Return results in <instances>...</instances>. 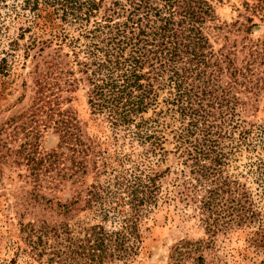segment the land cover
I'll return each instance as SVG.
<instances>
[{
	"label": "trees",
	"instance_id": "obj_1",
	"mask_svg": "<svg viewBox=\"0 0 264 264\" xmlns=\"http://www.w3.org/2000/svg\"><path fill=\"white\" fill-rule=\"evenodd\" d=\"M21 1L34 14L29 30L38 34L26 45L27 56L37 49L33 58H41L35 105L60 108L63 92L86 82L92 112L146 146L155 160L146 170L116 174L113 182L88 186L63 203L51 201V220L22 228L35 256H48L49 264H132L141 249V223L162 198L194 208L212 235L257 222L248 194L226 172L233 141L243 145L250 133L238 111L245 104L240 95L264 86V40L227 39L215 50L205 33L215 16L213 0ZM243 6L264 17V0H243ZM53 124L71 151L66 177L82 186L89 165L98 175L108 173L106 162L93 160L104 153L83 141L70 113ZM169 129L182 170L164 195L171 170L157 169ZM58 156L48 154L52 164ZM252 244L264 253V224ZM188 245L201 248L176 246L174 264L183 263Z\"/></svg>",
	"mask_w": 264,
	"mask_h": 264
},
{
	"label": "rangeland",
	"instance_id": "obj_2",
	"mask_svg": "<svg viewBox=\"0 0 264 264\" xmlns=\"http://www.w3.org/2000/svg\"><path fill=\"white\" fill-rule=\"evenodd\" d=\"M213 6L214 20L208 22L205 33L215 50L227 44V39L239 43L264 40V17L246 10L243 0H213ZM33 21V12L21 0H0V264H49L48 256L40 258L31 251L22 230L25 224L51 220V201L53 205L63 203L88 186L106 185L116 174L126 175L135 167L146 170L155 162L146 146H140L124 131H114L92 112L86 82L79 83L73 92H63L60 108L35 105V67L41 58H33L37 49L28 56L26 52L34 31L38 36L36 28L29 30ZM49 52L51 49L45 53ZM240 96L245 104L238 111L250 133L243 145L228 142L233 150L226 173L248 194L257 222L212 235L194 208L162 198L141 223V249L132 264H174L173 250L184 242L200 243L201 248L194 251L195 245L185 247L182 264H264V253L252 244L258 224H264V131L260 130L264 128V86L256 94ZM68 113L76 119L83 141L104 153L93 154V160L99 166H104L103 162L108 165V173L101 175L89 165L82 186L66 177L71 173V151L53 124ZM163 147L167 153L157 170H171L163 185L165 195L171 182L181 180L182 170L171 129L165 134ZM54 151L59 156L52 164L48 154ZM38 175L40 178H35ZM200 256L203 262L198 261Z\"/></svg>",
	"mask_w": 264,
	"mask_h": 264
}]
</instances>
